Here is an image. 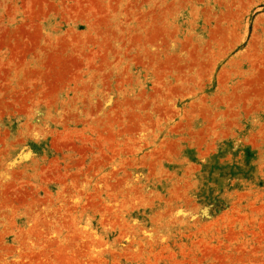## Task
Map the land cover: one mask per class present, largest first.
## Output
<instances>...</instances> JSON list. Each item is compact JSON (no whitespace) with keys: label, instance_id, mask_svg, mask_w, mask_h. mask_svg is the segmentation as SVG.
<instances>
[{"label":"rangeland","instance_id":"1","mask_svg":"<svg viewBox=\"0 0 264 264\" xmlns=\"http://www.w3.org/2000/svg\"><path fill=\"white\" fill-rule=\"evenodd\" d=\"M29 2L0 0V264H264V0Z\"/></svg>","mask_w":264,"mask_h":264},{"label":"crops","instance_id":"2","mask_svg":"<svg viewBox=\"0 0 264 264\" xmlns=\"http://www.w3.org/2000/svg\"><path fill=\"white\" fill-rule=\"evenodd\" d=\"M25 0H20V5L13 7V8H8V6L5 7H1V9H3L1 11V15H8L10 14H14V15H20V16H27L29 14H33L35 16H37L38 18L40 16H44L47 13L46 7H48L47 5H38L36 6H32L30 5L29 0H26V2H24ZM42 6V7H40ZM50 8V7H49ZM54 11H57L56 6H54L53 8ZM24 18V17H23ZM25 19V18H24ZM20 23H17L16 26H19L20 28L18 29V31H20V35L21 38L24 40L25 37L29 38V30L30 29H40L42 27V25H40L39 21H35V22H28L27 20H24ZM29 20V19H28ZM5 27V28H4ZM0 54H2L3 59H5L6 57L8 58L9 55L11 54V49L9 47H12L13 44V37L14 34H9V30L13 29H9L8 25L5 24L4 22H0Z\"/></svg>","mask_w":264,"mask_h":264}]
</instances>
